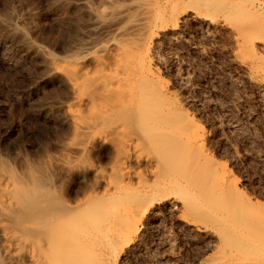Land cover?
Masks as SVG:
<instances>
[{"label":"rangeland","instance_id":"1","mask_svg":"<svg viewBox=\"0 0 264 264\" xmlns=\"http://www.w3.org/2000/svg\"><path fill=\"white\" fill-rule=\"evenodd\" d=\"M213 2L0 0V177L16 181L17 189L25 185L21 180L37 183L35 190L29 188L31 192L23 196L21 209L14 211L32 226L27 230L30 234L24 232L26 241L9 243L4 227L12 221L3 219L0 224V264H245L247 253L240 247L242 243L234 238L224 241V230L217 225L209 228L212 234L195 225L193 220L209 221L207 213L186 209L170 196L156 200L162 190L158 191L151 174L154 161H146L157 154L149 130L144 131L135 112L107 110L104 106L113 104L118 94L101 92V87L119 80V69L143 63L145 75L140 74V79L121 74L124 88L133 89L132 84L137 85V91L142 88L138 91L141 102L146 100L145 91H156L158 96H154L165 99L162 106L168 105L172 111L161 106L163 116L177 113L174 118L182 115L181 119H188L177 120L176 124H184L181 129L191 123L187 132L178 129L177 134L179 130L193 134L219 172L234 180L236 196L257 204L255 212L264 214V88L237 57L241 54L234 30L258 17L261 23L251 26L248 35L260 37L264 5L257 15L251 14L255 17L239 13L243 18H238L237 11L226 12ZM262 43L256 41L255 47L264 56ZM262 61L264 64V58ZM84 95L91 96L93 102L81 103ZM154 105L157 112L153 109L152 115L161 110L156 102ZM163 116L161 113L157 119L164 122ZM163 125L168 130L170 125ZM81 126L90 128L83 132ZM124 164L131 170L125 177ZM141 188L149 194L143 195ZM109 189L116 196L128 189L131 201L128 195L122 204L116 196L112 200ZM170 189L171 194H188L183 188ZM135 200L142 203L137 213L148 204L149 211L141 224L142 234L125 246L118 226L131 221L125 222V215H137ZM116 202L121 206L125 202L122 211L117 208L120 212L128 207L131 210L121 214L123 224V220L116 223L121 216L115 211ZM255 215V228L262 237L259 246H264V215ZM111 226L119 237L112 235ZM54 229H58L56 233ZM230 240L233 243L228 248ZM71 247L76 251L69 253ZM33 252L38 253V259Z\"/></svg>","mask_w":264,"mask_h":264},{"label":"bare ground","instance_id":"2","mask_svg":"<svg viewBox=\"0 0 264 264\" xmlns=\"http://www.w3.org/2000/svg\"><path fill=\"white\" fill-rule=\"evenodd\" d=\"M211 1H214L213 2L214 5H216L218 7H221L222 6V8L226 12H235V11H237L238 13H236V16L235 17H238L237 15H239V13L240 14L242 13V16H243V13H244L245 14V18H247L249 15H250L251 18L252 17H255V16H251V14L257 15L258 14V11H260L259 9H261L263 7V5H264V0H250V1H246V0H211ZM246 13H248L247 14L248 16L246 15ZM239 16L242 17L241 15H239ZM255 19H258V17H255ZM255 19L252 20V21L250 20V22L251 23L253 21L255 22ZM225 21H227V20H225ZM228 23H230V22H228ZM251 23H250V25L247 24L249 27L247 25L244 27L245 24H243V26H241L242 28L243 27L245 28V31L246 32L242 28H239V27L238 28L236 27L235 29L233 28L234 30H236V33H237V43H238V47H239V50H240V53L239 54H241V55L236 54V56L238 55L237 57H239V59H241V61L244 64V66H246V68L249 70L250 74L255 76L257 85H259L262 88H264V64H263V61H262V58H264V56L261 53H259L257 51L256 47H255V42L256 41H262V42H264V37H261V36H263L262 33L264 31L261 32L260 37H257V38L254 37V36H251V35L249 36L248 35V31H250L251 26H252V28L253 27H256L258 25V23H261V20H259V19L256 20V23H253V25H251ZM137 24H139V23H137ZM226 25H228V24H226ZM252 34H254V33H252ZM257 45H259V44H257ZM260 45H263V43L260 44ZM263 47H264V45H263ZM236 59H238V58H236ZM142 66H143V63H142V65H140V64L139 65L133 64L132 66H130L128 68V70H126V69L120 70L119 69L118 72L119 71L120 72L117 74L116 78L119 79V80H121L122 79L121 78L122 77L121 74H123V76H125V77L127 76L126 78H128V77L129 78L130 77L131 78H137V77L140 76V74L141 75H143V74L145 75L144 72L142 73V71H144V68L145 67H142ZM247 74H249V73H247ZM140 77H142V76H140ZM140 77H139V79H140ZM139 79H136V80H138L137 82H139ZM119 80L116 81V83L106 84L103 87H101L99 85V87L102 88V91L101 92L104 95L112 94V93H117L118 94L117 100L113 104H111L109 106H104V107L107 110L113 108L112 110H115L116 109V111H117V109H119L121 111L129 112V113H132V112L137 113L138 119H140L139 120L140 121V124L145 128V130L142 128V131L143 130L144 131L149 130V133L148 134H149V136H151V138L150 137L149 138L152 140L153 144L155 145L153 147H154V149L156 151L155 153H157V154H156L155 158L154 157H147L146 158V161L149 164H152L153 161H154V166L153 165L150 166V170L152 169L151 170V174L154 177V182L156 184V187H157L158 191L159 190H162L161 192L159 191V193H161V196H159L158 198H156V200H160L161 198L170 196L169 198L171 199V201H173V202L174 201H179V203H181V205L184 206V208H186V207L187 208L188 207H191L192 208L193 207V209H195L197 211L201 210L202 213L203 212L207 213L211 217V218L209 217V219L210 220H214V221H210V220L207 221L208 219L206 221L193 220V222L195 223V225L208 228V230H209V228L210 229H216V225H217L219 228H221V230L222 229L224 230L223 231L224 235L222 234L225 237V240L224 241L227 242L226 239H233L234 238L235 241H239L240 243H242V245L243 244L248 245V246H245V245L242 246L240 244V247H243V248L245 247V251L247 253V254H245L246 255V260L244 262L245 264H264V246H262V245L259 246L260 245V239L262 237L257 234L256 228H255V226H256L255 225V222H256L255 220H257L255 214L260 215L259 217H261L264 214H261V213L259 214V212H257V213L255 212L254 209H256L257 204L252 203V201H250V200H245V198H240V197H237L236 196L237 193L235 191V187H234V184H233L234 180H232L231 178L230 179L226 178L223 175L224 173L222 174L221 172H219L220 170H219L218 165L216 163H214L213 161H211L208 156H206L207 154L205 152H203V149L202 148L200 149V147H199L200 146V142L198 143L197 142L198 140L196 141L195 139L192 138L193 137V134H192V137L189 134H185V135L183 134L184 131L187 132L186 130L191 128V125H190L191 123L189 124V126H186L185 125L186 128L183 126V129H181V126H182L183 123H181V122H179V124H176V123H178L177 120H179V119L184 121L185 119H181V117L182 118H184V117L182 115L181 116L179 115L180 118L177 117L179 119H176V118H174L175 116H178L176 112H174V113H176V114H174L175 116H173V114H171V113H166V111L167 112H172V111H170L171 109L168 108L169 107L168 105L167 106L164 105V104H166V103H164L165 102V99L164 98H163L164 100H162L164 102H162L161 101V97L158 98V97L154 96V95H157L158 94L156 91H154L156 93H154L153 91H151V93L153 95L151 93L150 94L147 93L148 91L147 92L145 91V93H143L144 96H146L145 97L146 100H144L145 102H147V100L150 98V100L148 101V103L152 100L153 101V106H155L154 105L155 102H156V105H157L156 108L158 107V105L160 106V109L161 110L158 111V114L159 115L156 114V113L154 115H152L151 113H154L153 109H155V108L152 106V104H150L151 102L149 103L150 105L147 106L148 103L147 104L146 103L145 104H142V103H144V101L141 102L140 99H139V98H141V100H143L142 97H141V95H139V92H138V91H141L143 89L141 88V90H138L137 91V89H135L137 85H134V84H132L134 86L131 85V87H134L133 89H131V88H129V89L124 88V84L121 83ZM131 80H134L135 81V79H131ZM137 82L135 84H138ZM138 87H140V85H138ZM132 91H134V93ZM159 91H160V93L163 96L164 93H162L161 90H159ZM148 94H149V96H151V95L152 96L149 97ZM147 96H148V98H147ZM165 96H163V97H165ZM153 99H155L157 101H155ZM158 99L160 100V104L157 103V102H159ZM80 102L81 103H88V102H91L92 103L93 100H92V97L91 96L84 95V96H82L80 98ZM161 103H164L163 106H162ZM161 106L162 107H166L165 108L166 111L164 113L169 114L170 117L173 116L174 120H173V118H171V119L175 123L173 121H171V119H166V118H170V117L165 116V114L163 116V112H162L163 110H162V107ZM148 107H152V110H150L151 108H148ZM155 112H157L156 109H155ZM161 113H162V116L165 118V121L164 122H163L164 119L163 120L157 119V118H159L161 116ZM153 116H155V117H153ZM156 119L159 120V122L161 123V125H162V123L163 124L165 123V126L166 125H170V122H171V123H174L175 125L174 124L173 125H170L169 128L171 126H174V128H175V126H177V128H175V129L174 128L173 129L170 128L169 129L167 127L168 130H170V131H168L166 128H164V125L161 126L159 124V122L158 123H155L154 121ZM151 120H153V121H151ZM167 120L170 121L168 124H167V122H168ZM186 120H188V119H186ZM151 122H153V123H151ZM187 127H189V128H187ZM80 128H81V130L83 132H86L90 128V126H81ZM176 129H177V131H175ZM178 129H180L181 131L183 130V132L181 133V131L179 130V134H177ZM172 130H174V132ZM188 131L190 132V130H188ZM197 139H199V138H197ZM131 140L132 139H129L128 142L131 141ZM146 165H148V164H146ZM123 167L125 168L124 171H123L124 177L127 176V175L129 176L131 174V170L129 169L128 165L124 164ZM147 171H148V169H147ZM130 180H132V179H130ZM33 181H35V180H33ZM33 181L31 183H28L27 181L21 180L20 183H23L25 185H20L21 188L20 189H17L16 181H13L11 179H8L6 176L0 177V224H1V222H2L3 219H5L6 221L8 220L10 222L12 221V223H10V224H12L11 226L10 225L9 226L8 225H5V227H4L6 237L10 241L9 243H16V244H22V243H24L26 241V237H27V236H24V232L27 231V230H29V228L32 227V226L29 227L28 224L24 223L23 220L20 217H18V216L15 215V213L19 211L18 209H21V206H20V203L21 202L20 201H24V200H22L23 199V196H28V192H31L29 190V188L31 190H35L36 189L35 185L37 183L36 182H33ZM128 181L126 183H128ZM118 184H121V181L118 182ZM118 184H116V185H118ZM141 184H143V183H141ZM144 185H146V184H144ZM147 185H149V184L147 183ZM129 186L126 185V187H129ZM150 186H152V185H150ZM174 187L183 188V190H186L188 192V194L187 193L184 194L185 193L184 191H183L184 192L183 193L184 196H180V195H178L176 193L171 194V189L170 188H173V190H174ZM132 188H134V187L132 186ZM132 188H130V189H132ZM167 189H170V192ZM110 190L111 189H109V193L111 194ZM139 190H140V188L137 190L138 193L140 192ZM142 191H144V193L142 192L143 195L144 194L145 195H148L149 193L151 194V192H152V190L151 191L149 190L150 192L149 193L147 192V194H146L145 193V190L142 189ZM121 192H122V189H121ZM127 192H129L128 189H127ZM127 192L123 193L125 195H123V194L120 193V195H123V196L118 195L119 197L116 196L113 193V195L111 194L110 197L111 196H114L112 200H114V198L116 200V197H117L118 200H116V201H118V202L120 201L121 202L122 199H126L127 195L129 197V194H132V192L131 193L129 192V194H126ZM133 193L135 194V192H133ZM39 194H38V196H39ZM116 194H119V193H116ZM136 195L137 194H135V197H138L139 196V195L138 196H136ZM143 195H142V197H140V196L139 197H140V199L143 198V200H144V196ZM124 196H126V197H124ZM119 198H120V200H119ZM130 198H132V197H129L128 200L131 201ZM138 198H136V199H138ZM26 200L27 199H25V201ZM109 200L111 201V199H109ZM138 200H135L136 201V204L138 203ZM143 200H140L139 202L141 203V201H143ZM124 201L127 202V199L124 200ZM125 202H124V204H125ZM103 203L106 204L105 202H103ZM110 203H112V202H110ZM122 203H123V201L121 202V204ZM170 203H172V202H170ZM114 204L117 205V202L114 203ZM114 204H112V207L113 206L115 207ZM124 204L122 206H125ZM118 205H120V204H118ZM126 205H127V203H126ZM133 205H134V203H133ZM140 205L138 203V205L135 207V209L134 208L133 209L136 211V208H140ZM102 206H101V208H102ZM117 206L115 208V211L116 212L117 211L120 212V210L123 207L121 205L119 207H117ZM148 206H149V204H148ZM148 206H145L144 208H142L141 211L139 210L140 213L139 212L137 213V211H136V213H135V211L133 213H131V214H134V213L137 214L135 217H134V215L129 216L130 214L128 216L125 215L126 216V219H124L125 222H127L126 221L127 219L131 220V221L128 220L129 222L128 223H125V226L124 225L118 226V224H117L118 227H122V228H119V230L120 229H121V231L123 230L122 232L121 231L120 232L124 234V237H122L123 238L122 240H123L125 246H127V245L131 244L132 242H134L138 238L139 234H142V233H140L141 224L144 223L143 222V219L146 216V213L149 211L148 210L149 209ZM31 207L33 208V206H31ZM178 207H180V206H178ZM117 208H119V209L121 208V209L119 210ZM191 208H190V210H192ZM97 209L98 210H103V209L106 210L105 208L100 209V207L97 208ZM128 210L131 212V210H130L129 207H128V209L124 210V212L127 211V213H128L129 212ZM14 211H16V212H14ZM35 211H37V210H35ZM35 211H33V213H35ZM201 211H199V212L201 213ZM24 212H26V210ZM28 212H30V211H28ZM37 212H39V211H37ZM105 212H107V210ZM116 212H114L115 213L114 214L115 217H116ZM118 212H117V215H118ZM124 212H120V215L122 213H124ZM92 213H93L92 215H96V214H94L95 213L94 211ZM183 215H184V213H183ZM187 215H189V214H187ZM107 216L111 217L110 215H107ZM96 217H98V216L96 215ZM96 217L93 218L94 220L96 219V221H94V220L93 221L97 223V220L98 219ZM109 217H108V219H109ZM115 217H113V218H115ZM128 217H131V219L128 218ZM117 219L118 220H116V223L119 222V220L122 221L123 220V215L120 216V219L117 216ZM91 220H92V218H91ZM124 220L122 222L121 221L120 222L123 224L124 223ZM260 221L261 220L259 219V223H260ZM98 222H100V221H98ZM7 223L9 224V222H6V224ZM101 224H99V225H101ZM51 228H52V226H50V230H51ZM54 228H56V227L54 226ZM46 229L45 230H42V232L44 233V231H46ZM101 229H103V227L100 228V230ZM115 229H116V227H114V226L112 227L111 226L110 232L111 233L113 232L112 235L114 237H115V235H118V237H119V234L120 233L119 234H117V232L114 233L115 232ZM32 230H33V228H32ZM34 230H35V228H34ZM56 230H58V229H54L55 233H56ZM100 230H97L96 229V231H100ZM259 230H260V228L258 229V231ZM29 231H27V233ZM39 231H41V230H39ZM106 232L107 231H105V233ZM108 232H109V230H108ZM208 232L211 233V230H209ZM261 232H262V230L260 231V233ZM30 233H28V234H30ZM32 233H34V232H32ZM103 233L104 232H102V234ZM111 233H109V234H111ZM34 234L36 235V233H34ZM45 234H47V233H45ZM49 234H50V231H49ZM99 234H101V233H99ZM41 235H43V234H40V236ZM55 235L53 234V237ZM222 235H221L220 239H222ZM262 235H264V234H262ZM100 237H102V236H100ZM48 238H49V236H48ZM105 238H108L107 235H106ZM230 242L231 243H227V245H226L228 248H230L228 246V244H230L232 246V243L233 242L231 240H230ZM52 244L50 243L51 246H53ZM72 245H74L73 242H72ZM124 245H123V249L125 248ZM63 247H65V246H63ZM64 249H62V250H64ZM48 250H49V248H46L45 251H48ZM68 251H65V252L67 253ZM71 251L72 252H69V253H73L76 250L75 249L72 250V247H71ZM221 251H224V250H221ZM62 253H64V252H62ZM32 254L35 255L34 257H36V255L38 253L37 252H33ZM48 255H49V253H48ZM49 257H50V255H49ZM239 258H241V257H239ZM67 260L68 259H66V261ZM62 263L65 264V262H62ZM218 264H220V263H218Z\"/></svg>","mask_w":264,"mask_h":264}]
</instances>
